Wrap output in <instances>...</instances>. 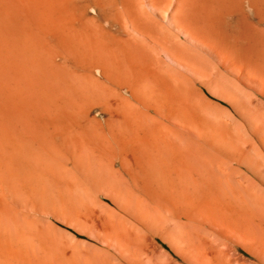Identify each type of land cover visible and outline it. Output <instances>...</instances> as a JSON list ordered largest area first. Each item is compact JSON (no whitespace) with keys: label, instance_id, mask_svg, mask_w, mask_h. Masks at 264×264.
I'll list each match as a JSON object with an SVG mask.
<instances>
[{"label":"rangeland","instance_id":"1","mask_svg":"<svg viewBox=\"0 0 264 264\" xmlns=\"http://www.w3.org/2000/svg\"><path fill=\"white\" fill-rule=\"evenodd\" d=\"M227 92L264 114V0H0V264H199Z\"/></svg>","mask_w":264,"mask_h":264},{"label":"bare ground","instance_id":"2","mask_svg":"<svg viewBox=\"0 0 264 264\" xmlns=\"http://www.w3.org/2000/svg\"><path fill=\"white\" fill-rule=\"evenodd\" d=\"M63 4H65V3H63ZM59 6H60V4H59ZM157 6H159V5H157ZM161 10H162V8H161ZM163 14H164V12H163ZM168 14H170V13H168ZM163 16H165V14ZM165 17H167V16H165ZM131 24H132V22H131ZM144 25H145V23H144ZM152 25L153 24H151V26ZM156 25H158V24H156ZM142 26H140V27H142ZM60 27H59V29H60ZM137 28H139V27H137ZM161 30H163V29L161 28ZM57 32H58V30L56 31V33ZM157 36H159V35H157ZM151 37H152V35H151ZM133 39H131L132 41L129 42V44H131V45L134 44V46H131V47H140V50H141L140 43L136 42L134 37H133ZM164 39H163V41L162 40H160V41H162L161 44L163 47L164 46L167 47V49L163 51L165 56L169 57L171 60L176 61L178 64H180L183 67L190 68L189 67L190 64H188L189 66H185L184 64H182V62L184 63V60L181 57H179L178 55L177 56L174 55L172 50H171L172 52L171 51L169 52L170 49H168V46H167L169 43L166 42V40H168V39H166V40H164ZM116 42H117V39H116ZM71 43H69V44H71ZM111 44H113V43H111ZM120 44L122 45L121 42H120ZM106 46H108V45H106ZM106 46H105V48H108ZM116 46H117V44H116ZM127 46H129V45H127ZM110 47L112 48V46H109V48ZM124 47H126V45ZM105 48H103V49H105ZM109 48L107 50L105 49L104 50L105 52L103 51L102 48H101V50L105 53L104 55H107V58H108L107 66L110 65L109 66L110 70H113V69H111V68H113L112 66H115V67H116V65L119 66L120 61L118 59H121L126 54L128 55V50L125 51L122 49L123 51L120 52L118 49L119 47L117 48V50H113V49H115V47L110 49V50H109ZM143 48H144V46H143ZM146 49H148V48H145V50ZM72 50H73V48H72ZM135 51L138 53L139 49H138V51H137V49ZM122 52L123 53L126 52V53L123 54ZM143 53H144V51L142 52V54ZM181 60H183V61H181ZM147 62L150 63L149 61H147ZM107 66L104 65V69H105L104 76L108 79V81L110 79L113 81H116L117 83L116 82L115 83H116V85L118 84V86L120 84H124V83L127 84V82L129 83V79L131 78L130 73H128L129 70L124 71L125 76H123V74H120V73L116 74V76H115L116 70L114 69L115 71L111 74L109 71H107V70H109ZM211 75H212V73H211ZM132 77H133V75H132ZM219 80H220V78H219ZM221 83H223V82H221ZM136 85H138V84H136ZM122 87H124V86H122ZM129 87H131V85ZM229 88H231V87H229ZM221 89H224V88H221ZM132 90H133V88L130 90V96L132 95L133 97H136L135 95H133L134 91H132ZM231 90H233V89L231 88ZM231 90H230V92H231ZM233 91H235V90H233ZM137 95H139L138 92H137ZM138 97H136V98H138ZM225 98L228 101V103L231 105V111H230L229 117L226 121L225 128H224V132H225V130L227 132H225V133L222 132L223 135L226 134L223 139H220L221 137L220 138L218 137L220 133L217 131L221 130L219 128V125H217L214 128V130H217L216 132L219 134L217 135V133H214L215 137L213 135V138L218 137V138H216V140H214L212 138V140H214V142L212 141L213 142L212 151H213V158H214V160H213L214 162L212 164V170H211L212 175L210 178H208L207 177L208 172L203 173V171H200V170L197 173V175L195 174L197 171L194 173L197 177L196 181H198L200 185L203 184V186H204L207 183L211 189V196H210L211 197V207H209L211 213H210V215H207V213L205 212L207 206L204 207L205 208V211H204L203 207H198L196 205L197 206L196 211L195 212L193 211L195 215L191 217L195 223V226L193 224V226H192L193 229L192 228L191 229H192V232L194 231L193 233L196 236V240H192V238L191 239L189 238L190 234L188 231L187 232L189 235H185V232L183 230V227L185 224L183 225L180 221L174 222L176 224L179 223L178 229L176 230V231L179 230V232L177 233L179 235H176V239L179 241H182V242H187V244H189L188 241L190 242V240H191L192 241V248L205 255L203 257V260L199 261V264H244L243 262L247 261V259L243 261L242 259H244V258L241 255H240V257H242V259L241 258L239 259V257L236 258V260L232 259V258H234L233 255L231 258L232 260L230 258L229 259L226 258L227 254H229V252H231L232 254H234V253L237 254L236 251L239 250V247H242L243 251L245 250V253L248 251L247 254L249 253L253 257L256 256V259L258 258L259 261L264 262V117L262 116L264 114L260 113L258 109L255 110V107L254 108L253 107L252 108L247 107L244 99H242L243 97H241L240 95H238L235 92L228 93ZM146 100H145V102H147ZM216 124H214V125H216ZM218 124H220V123H218ZM223 135H221V136H223ZM211 171H210V173H211ZM194 177L195 176L193 175V178ZM200 185H198V187ZM200 188H202V187H200ZM198 191H200V190H198ZM165 210L168 213V215H172V213L167 208H165ZM156 212L157 213L155 215L157 217L156 218V223H157L159 221H162V219H164V217L160 213V210L156 209ZM178 216H175V217H178ZM180 216H179V218H180ZM151 217L152 216H150V218ZM186 217H188V216H185V218ZM179 218L177 220H179ZM188 222H191V220ZM176 231H175V233H176ZM192 232L190 231V233H192ZM257 263H259V262H257Z\"/></svg>","mask_w":264,"mask_h":264}]
</instances>
